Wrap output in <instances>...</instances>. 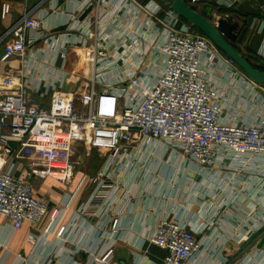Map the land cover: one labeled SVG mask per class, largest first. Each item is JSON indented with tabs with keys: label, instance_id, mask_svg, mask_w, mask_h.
Segmentation results:
<instances>
[{
	"label": "built area",
	"instance_id": "built-area-1",
	"mask_svg": "<svg viewBox=\"0 0 264 264\" xmlns=\"http://www.w3.org/2000/svg\"><path fill=\"white\" fill-rule=\"evenodd\" d=\"M102 1L113 7L103 14L110 20L122 15L117 14L121 6L133 5L137 14L127 17L135 31L125 26L124 40L129 36V42L110 55L107 47L114 38L105 41L107 33L90 35L96 39L91 47L95 81L79 98L80 81L61 70L54 81L45 75L39 80L34 77L35 90L49 96V104L40 105L27 89L33 81L28 66L11 70L5 65L26 54L36 63L45 46L48 57L53 55L49 46L54 37L45 38L39 10L24 15L8 31L11 37L0 57V215L13 229L37 223L49 211L46 201L34 195L31 179L50 178L69 185L75 165L80 164V156L77 161L73 157L83 148L107 153L95 177L99 182L92 202L107 199L111 205L119 188L114 174L122 167H143L158 149L198 175L224 173L225 179L235 178L236 183L249 179L264 183V103L248 114L247 121L243 114L232 118L225 111V94L216 86L224 81L220 71L229 78L235 63L166 6L162 11L152 0L143 5L136 0ZM185 1L207 6L212 2ZM235 1L214 3L229 7ZM1 10L4 15L9 5L3 4ZM113 26L121 27L120 20ZM69 43L84 44L86 39L65 37L56 52L63 53ZM43 64L49 72L50 64ZM96 84L101 86L97 92ZM19 161H24V167L14 173ZM56 215L51 213L45 232ZM28 240L33 242L31 234ZM149 240L165 251L162 264H187L201 249L197 233L174 218L159 219ZM112 255L110 247L93 260L112 264ZM20 264L30 263L23 260Z\"/></svg>",
	"mask_w": 264,
	"mask_h": 264
},
{
	"label": "crops",
	"instance_id": "crops-1",
	"mask_svg": "<svg viewBox=\"0 0 264 264\" xmlns=\"http://www.w3.org/2000/svg\"><path fill=\"white\" fill-rule=\"evenodd\" d=\"M147 1L136 0L140 5ZM216 1L202 5L203 11L204 7L209 8L206 17L215 22L222 15H233L242 26L234 46L241 53L256 55L264 64V0H236L229 7L215 5ZM3 4L9 5L4 15ZM111 8L109 2L102 0H0V57L12 26L27 13L39 10L45 38L54 37L49 46L54 56L48 57L50 52L45 46L36 63L26 54L23 59L11 58L5 65L11 70L28 66L33 81H29L27 89L36 103L47 106L49 96L35 90L34 77L39 80L45 75L54 81L62 70L78 81H95L91 47L96 39L90 35L107 33L105 41L114 38L108 43V55L129 42V36L124 40V27L130 26L128 17L136 13L134 6L117 9L118 16L122 14L119 19L104 18L103 14ZM118 20L122 26L114 27ZM70 36H81L86 43H69L63 53L56 52L65 37ZM45 38L38 46L43 45ZM44 61L50 64L49 72L44 69ZM229 78L249 88L244 81L250 80L242 73L233 72ZM100 79L105 81L107 76ZM90 150L94 149L83 148L81 152ZM156 153L143 167H122L121 172L114 174L119 188L111 205L107 199L90 201L98 187L95 177L105 163L106 152L101 153L105 157L100 164L78 165L69 185L50 178L31 179L34 195L46 201L49 211L37 223H23L19 229H13L0 215V264H20L23 260L30 264H96L93 258L110 247L112 264H162L165 251L149 239L155 223L165 217L174 218L197 233L201 249L187 264H264V183L250 179L236 183L232 181L235 178L225 179L224 173L198 175L176 157L164 155L160 149ZM23 167L24 161H19L14 173ZM52 212L57 215L45 232ZM114 220L116 225L112 227ZM30 234L34 240L28 243Z\"/></svg>",
	"mask_w": 264,
	"mask_h": 264
},
{
	"label": "water",
	"instance_id": "water-1",
	"mask_svg": "<svg viewBox=\"0 0 264 264\" xmlns=\"http://www.w3.org/2000/svg\"><path fill=\"white\" fill-rule=\"evenodd\" d=\"M181 19L198 29L225 56L230 58L242 73L253 83L264 87V64L250 62L234 47L241 24L233 15H222L215 22L192 9L185 0H159ZM244 22V20H242Z\"/></svg>",
	"mask_w": 264,
	"mask_h": 264
},
{
	"label": "rangeland",
	"instance_id": "rangeland-1",
	"mask_svg": "<svg viewBox=\"0 0 264 264\" xmlns=\"http://www.w3.org/2000/svg\"><path fill=\"white\" fill-rule=\"evenodd\" d=\"M159 5L161 6V10L163 11L165 9V4L159 1ZM202 7L203 6H201V8ZM204 9L207 12L209 8L204 7ZM180 21H183V19H181ZM220 72V79H223L224 81H219L220 84H216V86H218L219 89L222 88L221 92L225 94V111L227 113H231L232 118L234 117V114H243L244 120L247 121L248 114L252 113L255 107H259V105L264 103V87L260 84L253 83L252 81H244L251 85L248 89H246L241 85V83L236 84L235 81H231V79L228 78L225 73L222 74V71ZM233 72H238L240 74L242 73V71L236 65L235 67L233 66ZM90 85L91 81H80L77 88V98L87 93L91 89ZM100 88L101 86L96 84L94 88L95 92H97ZM242 91L245 92L242 94ZM254 114H258V112ZM101 153L103 152L90 150L88 152H81L79 155H77L76 152L75 157H73V161H77V157L80 156V158L78 159L80 161V164H86L87 167H89L90 165H94V163L100 164V162L105 157L104 154ZM75 171V173H77V165H75ZM27 242L30 243L28 237Z\"/></svg>",
	"mask_w": 264,
	"mask_h": 264
},
{
	"label": "trees",
	"instance_id": "trees-1",
	"mask_svg": "<svg viewBox=\"0 0 264 264\" xmlns=\"http://www.w3.org/2000/svg\"><path fill=\"white\" fill-rule=\"evenodd\" d=\"M192 9H194V10H196L197 12H199L200 14H202V15H204V16H206V14H205V11H203L202 10V8H201V6L202 5H200V4H188ZM194 29L197 31V32H199V33H201L198 29H196L195 27H194ZM235 47V46H234ZM235 49L236 50H238L236 47H235ZM239 51V50H238ZM240 52V51H239ZM241 53V52H240ZM242 55H244V56H246V57H249V61L250 62H260L261 61V59L259 58V57H257L256 55H253V54H244V53H241Z\"/></svg>",
	"mask_w": 264,
	"mask_h": 264
}]
</instances>
